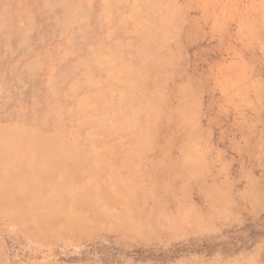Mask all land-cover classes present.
I'll use <instances>...</instances> for the list:
<instances>
[{
  "label": "rangeland",
  "instance_id": "obj_1",
  "mask_svg": "<svg viewBox=\"0 0 264 264\" xmlns=\"http://www.w3.org/2000/svg\"><path fill=\"white\" fill-rule=\"evenodd\" d=\"M0 264H264V0H0Z\"/></svg>",
  "mask_w": 264,
  "mask_h": 264
}]
</instances>
